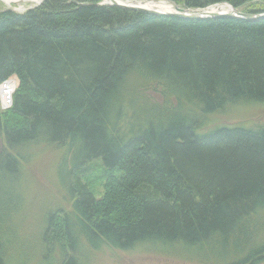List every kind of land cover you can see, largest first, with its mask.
Masks as SVG:
<instances>
[{"label":"trees","instance_id":"1","mask_svg":"<svg viewBox=\"0 0 264 264\" xmlns=\"http://www.w3.org/2000/svg\"><path fill=\"white\" fill-rule=\"evenodd\" d=\"M171 1L264 13V0ZM11 77L0 264H87L94 251L146 244L205 264L264 262V125L199 132L208 113L264 102V18L189 19L104 0L0 8V84ZM43 146L64 153L63 200L32 228L25 166Z\"/></svg>","mask_w":264,"mask_h":264},{"label":"rangeland","instance_id":"2","mask_svg":"<svg viewBox=\"0 0 264 264\" xmlns=\"http://www.w3.org/2000/svg\"><path fill=\"white\" fill-rule=\"evenodd\" d=\"M148 1L165 2L172 6L176 5L171 0H137L136 2L144 4ZM38 5L39 3L31 1L6 4L3 0H0L1 9H14L19 12H25ZM223 5L225 4L214 5V7L218 8ZM189 10L192 12L198 11L196 9ZM149 95L155 102H161L162 100V96L158 92H155V90L149 91ZM183 106H185V103H183ZM189 109L192 110L191 107ZM197 113L199 112H194V114ZM206 117L209 119V122L199 132L211 130L221 125L257 129L264 125V102L249 101L232 104L221 112L215 114L208 113ZM63 154L60 148H45L43 146L38 151V159L33 161L30 167L25 166L28 187H26L27 199L24 216L30 219L32 228H36L39 225V221L50 203L55 204V202L63 198L57 178L58 171L62 168ZM189 255V258L178 256L174 252H168L166 248L162 247L158 251L154 245L146 244L130 250L103 248L101 251H94V254H91V256H87L86 254L88 257L86 260L87 264H205L202 259L199 260L197 258L195 251L190 252ZM261 264H264V262Z\"/></svg>","mask_w":264,"mask_h":264},{"label":"water","instance_id":"3","mask_svg":"<svg viewBox=\"0 0 264 264\" xmlns=\"http://www.w3.org/2000/svg\"><path fill=\"white\" fill-rule=\"evenodd\" d=\"M44 1V0H43ZM41 1V2H43ZM39 3V5L41 4ZM104 3L111 4V5H117L122 8L130 9V10H142L147 11L152 14H174L178 15L183 18H189V19H199V18H211V17H223V16H229L234 18H243L248 20H259L264 18V13L262 14H252L243 12L240 10H237L231 6L230 11H209V8L203 9L201 11L192 12L189 10V8L186 7H179L177 4L175 5V11H161L157 9H150L147 7H144V4H140L134 1L130 0H104Z\"/></svg>","mask_w":264,"mask_h":264},{"label":"bare ground","instance_id":"4","mask_svg":"<svg viewBox=\"0 0 264 264\" xmlns=\"http://www.w3.org/2000/svg\"><path fill=\"white\" fill-rule=\"evenodd\" d=\"M6 4H11V3H20L23 1H31V2H35V3H40L42 0H3ZM144 7L150 8V9H157V10H161V11H174L175 10V5H169L165 2H152V1H148L146 3H144ZM231 5L229 4H225L223 6H219L218 8L212 6L209 7V11H230ZM262 14V13H261ZM16 79V78H15ZM17 80V79H16Z\"/></svg>","mask_w":264,"mask_h":264},{"label":"built area","instance_id":"5","mask_svg":"<svg viewBox=\"0 0 264 264\" xmlns=\"http://www.w3.org/2000/svg\"><path fill=\"white\" fill-rule=\"evenodd\" d=\"M16 87L17 80L14 77L8 78L0 84V105L2 109L12 107Z\"/></svg>","mask_w":264,"mask_h":264}]
</instances>
